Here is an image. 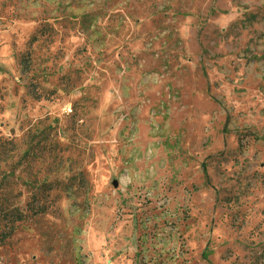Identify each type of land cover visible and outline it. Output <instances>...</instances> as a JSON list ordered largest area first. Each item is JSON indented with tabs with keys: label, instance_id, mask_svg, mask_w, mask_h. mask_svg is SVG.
Masks as SVG:
<instances>
[{
	"label": "rangeland",
	"instance_id": "1",
	"mask_svg": "<svg viewBox=\"0 0 264 264\" xmlns=\"http://www.w3.org/2000/svg\"><path fill=\"white\" fill-rule=\"evenodd\" d=\"M79 174L0 264H264V0H0V195Z\"/></svg>",
	"mask_w": 264,
	"mask_h": 264
},
{
	"label": "trees",
	"instance_id": "2",
	"mask_svg": "<svg viewBox=\"0 0 264 264\" xmlns=\"http://www.w3.org/2000/svg\"><path fill=\"white\" fill-rule=\"evenodd\" d=\"M58 188L69 194L72 190L87 188V179L82 174L66 183H43L31 191V197L22 209L13 202L12 196L0 195V249L14 236L17 228L34 218L47 215L53 202L51 197ZM70 195V194H69Z\"/></svg>",
	"mask_w": 264,
	"mask_h": 264
}]
</instances>
